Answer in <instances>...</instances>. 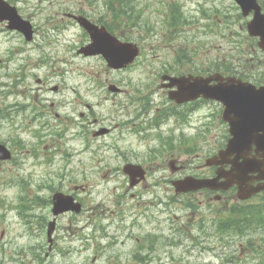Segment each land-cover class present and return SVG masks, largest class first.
Instances as JSON below:
<instances>
[{
    "label": "rangeland",
    "instance_id": "obj_1",
    "mask_svg": "<svg viewBox=\"0 0 264 264\" xmlns=\"http://www.w3.org/2000/svg\"><path fill=\"white\" fill-rule=\"evenodd\" d=\"M8 1L33 22L36 34L32 41H27L22 34L6 30L0 24V140L9 142L21 138L24 148L16 151L13 161L0 163V264H135V250L147 253L145 248L139 247L145 243V236L155 237L158 251L157 256L147 253L149 264H158L162 257L165 264H227L225 257L234 260L229 264H255L249 243L264 249V232L252 235V241L249 236L219 235L215 223L211 224L219 203L200 205L194 215L181 207L179 199L172 204L170 195L155 186L154 181L149 182L148 187L128 190L129 182L118 169L125 157L147 159L152 142L146 143L128 133L121 150H99L94 155L80 139L55 137L52 131H48L47 136L40 133L44 120L51 123L48 130L68 126L66 117L78 120L83 106L75 103L77 98L83 100L82 103L87 100L92 104L100 100V95L93 94L95 82L100 84L109 77L128 78L133 83L143 80L147 84L154 77L152 71L143 66L129 71L109 70L102 56L86 57L77 53L78 44L86 38L68 18L62 20L64 12L83 10L95 19L106 17L110 13L104 0ZM179 1L185 5L192 21L187 33L192 49L204 51L205 57L201 58L206 63L222 57L232 60L236 44L231 40L236 37L237 24L224 23L220 31L218 22L203 15L202 6L215 18L227 14L234 21L237 13L234 3L230 0ZM138 3L144 17L156 28L155 33L150 32V37L142 42L145 54L139 60H144L141 62L144 66L153 63L158 68L164 62H171L175 55L167 46L168 34L162 28L161 0H138ZM144 33H149L147 28ZM172 46L177 49V45ZM159 48L164 49L155 53ZM39 78L48 85L41 87ZM87 79L90 83L85 81ZM55 84L62 85L60 93L52 91ZM86 84L91 92L85 91ZM106 94L110 98L96 108L98 115L111 116L105 121L107 125L120 123L119 126L124 127V122L131 117L115 106L112 93L107 91ZM116 99L123 100L125 96L119 95ZM53 101L56 106L50 113ZM211 107L214 109L218 104L206 108ZM115 108L120 117L115 114ZM190 120L189 126L179 127L173 120L169 126L174 129L175 137L181 132L188 137H198L190 153L192 158L186 160L193 168L198 152L202 158L212 153L213 147L223 140L226 129L223 126L211 128L207 124L210 119L206 122L201 117H192ZM54 124L58 127L54 128ZM69 130L61 132L65 135ZM201 130L205 143L200 142ZM48 174L49 179L53 176L58 182L66 175L65 181L71 178L88 187V194L80 191L86 202L84 213L61 217L56 249L50 257L47 254L53 249H48L46 234L40 227L41 215L49 211L44 213L40 204L34 203L39 205L37 208L30 206L28 198V194L33 198L40 191L39 185ZM39 196L42 201L43 191ZM31 214L36 216L32 217V224H28ZM168 238H174L173 245L165 242ZM195 238H204L203 243H195ZM71 239L76 240L74 254L66 251L71 247Z\"/></svg>",
    "mask_w": 264,
    "mask_h": 264
},
{
    "label": "flooded vegetation",
    "instance_id": "obj_2",
    "mask_svg": "<svg viewBox=\"0 0 264 264\" xmlns=\"http://www.w3.org/2000/svg\"><path fill=\"white\" fill-rule=\"evenodd\" d=\"M259 1L261 10L264 13V0ZM74 12L78 15L82 14L81 12H78V10ZM251 16H253V13H251ZM67 18L69 19L68 21L79 25L78 21L68 13L64 15L62 20ZM89 18L93 22L105 26L110 33L118 37L120 40L127 42L129 37H135L136 43L141 46L143 45L142 42L147 33H144V29L140 25L128 24L126 15H121L118 18L108 17L105 22H99L91 17ZM248 20L249 18H247L245 24L243 23L240 25L241 30H243L245 34L243 35L244 38L237 42L233 63L224 64L226 60L224 59V62L217 64L212 72H208L207 69H196L191 71V62H181V57H176V61L175 58H173L171 62H164V64L158 68L155 67L153 63H150L149 65L146 64L145 66L141 62L132 63L131 65L116 71H129L132 68L143 66V68L148 69V71H152V74L154 75L152 80L149 83L144 84L143 80L133 83V80L128 78L114 79L108 77L100 84L95 82L96 90L93 94L96 95L97 93V95H100V100H97L96 103L92 104L87 100L82 103L83 100H79L77 98L75 103L82 105L83 108L87 109L86 111H79L78 120L66 117V119L69 120V125L61 127L60 130H48L51 123L44 120L42 121L40 133H46L45 135L47 136V132L52 131V134L55 137L64 136L68 140L80 139L83 141V145L86 146L87 151L93 153L94 155L99 150H121V143L124 140H127L128 133L136 135L141 141H145L146 143L152 142L153 144L149 147L147 159H140L139 157H125L121 168L118 169L123 172L124 177L127 182H129L128 190L134 191L135 189L143 186L148 187V183L154 181L156 183L155 186L161 187L165 194L170 195V202L172 204L176 203L177 199H179L181 207L189 209L191 211L190 214L194 215L198 213L197 210L200 205H205L207 202L219 203L215 210L216 217L211 219V224L216 223L223 215V201L225 196L222 191L219 192L210 189H202L187 193H179L177 192L174 184L177 180L186 176H193L196 178L215 177L217 167L208 166L207 156L202 158L198 152L197 161L194 163V167L190 168V166L187 165L186 160L192 158V154H190L189 151L194 150V145H196L198 137H188L184 135L183 132L175 137L174 129L171 128L169 124H171L173 120L174 123L179 125V127H181L182 124L189 126L191 124L190 119L192 117H201L206 122L207 119H210V122H207V124L211 128L223 126L226 131H228V125L224 123L221 118L223 107L218 104V107L214 109H212V107L206 108L208 105L216 103H209L203 98L182 104L177 103L170 97V93L175 92L177 87L170 85L172 81L169 77H180L182 75L190 74L208 76L209 74L219 72L224 76H234L242 81L250 82L257 87H264V51L259 47L260 38L253 37L248 34L246 26ZM80 29L84 34L89 36V33L85 28L80 27ZM171 49L176 51V48L173 46H171ZM187 57L188 56L184 57V60ZM221 59H223V57ZM183 64L184 67L181 69ZM106 67L108 66L106 65ZM108 69L111 70L110 67H108ZM85 81L90 83L91 80L87 79ZM40 82L42 83L41 87L47 86V82L42 80ZM88 84H86L85 91L91 92ZM55 86H58V92L63 90L62 85L57 84ZM110 89H114V92H111ZM107 91L113 94L112 99L114 100L115 106L123 109L124 114H128L131 117V119L124 122V127H120V123L107 125L105 121L111 119V116H99V113L96 111V108L100 106L103 101L109 100L110 97L106 94ZM75 92H77L76 89ZM119 95H124L125 99H116ZM59 105H62V102L59 103ZM55 106V102L51 104L50 113L54 111ZM75 108L76 106L73 107V109ZM201 111L207 112L201 113ZM47 113L48 112H45L44 114ZM115 114L119 117L121 116L117 108H115ZM57 116L59 117L58 113ZM245 123H248V121ZM56 125L57 124H54L53 127H58ZM68 129L70 130L65 135L61 132L67 131ZM204 136L205 135H203V131L201 130L199 132L200 142L203 141L205 143L204 139L206 138H204ZM251 140L253 141L243 145V153H241V151H236L231 156V159L235 160L236 163H240L245 159H259L264 164V143L260 142L259 139H253V135H251ZM57 141H60V139ZM4 143H6L7 147L12 152L13 160L15 158L16 151L18 149H24L22 148L23 140L21 138L13 141L9 140V142L5 141ZM56 143L57 142L54 144ZM224 147L225 145L221 148ZM176 151H178V153ZM184 153L187 155L186 158L182 159L181 157H184ZM128 164L131 166L128 167L129 172L126 174L124 169ZM226 167L229 168V166ZM167 169H169L170 172L167 171ZM250 175L256 176L257 174ZM48 176L50 175H46L39 191V193L43 191L44 194V199L41 201L43 212L46 213L49 211V214L43 215L42 223L44 231L47 234L50 223L52 221H56L54 231L56 239L58 231L61 229V217L69 214V212L58 217L53 216L55 195L57 193L71 195L76 199V201L80 202L83 207H86L85 199L82 196L83 193L80 191L88 194V187L86 185H79L71 178L65 181L66 175L61 176L60 182L54 180L53 176H51V179H49ZM132 181L138 183L131 187L130 183ZM254 182L257 184L258 181L254 180ZM228 192H232L233 194L236 193L237 195V187H234ZM262 196L263 193L256 194L249 200H246V202L256 203V201L260 200ZM198 219L201 220V216H199ZM173 239L174 238L165 239V242L173 245ZM203 239L204 238H195L193 240L197 244H202ZM155 242L156 240L154 239L152 241L154 250L153 255L157 256L158 251ZM165 262L166 260L162 257L158 264H165Z\"/></svg>",
    "mask_w": 264,
    "mask_h": 264
},
{
    "label": "water",
    "instance_id": "obj_3",
    "mask_svg": "<svg viewBox=\"0 0 264 264\" xmlns=\"http://www.w3.org/2000/svg\"><path fill=\"white\" fill-rule=\"evenodd\" d=\"M243 7L245 14H248L253 8H256V15L253 23L250 25L251 33L260 35L262 37V43L264 47V16L260 13V9L256 0H237ZM0 5V20L10 19L13 27H17L23 31L27 39H31L33 34L32 25L29 21H24L20 15H18L16 8L9 6L5 1H1ZM85 20V19H84ZM86 21V20H85ZM86 27L91 31L94 43L88 47H85L83 51L86 54H98L102 53L111 66L119 67L129 62H132L138 51L132 49L131 44L120 45L115 37L110 36L108 33L103 35L96 31L93 27L84 23ZM92 25V24H91ZM94 26V25H93ZM212 79L215 78H196L194 81L188 79L178 80L180 87V101L188 99H194L203 95L207 98H213L221 100L225 105L224 118L231 124V138L228 152L231 154L234 144L247 143V126L243 124L244 118L250 121V128L255 131L259 128L264 129V89L257 90L255 87L242 83L235 78H229L227 82H220L217 85H210ZM261 119V120H260ZM258 120V121H257ZM0 156L9 157L8 151L4 147H0ZM259 178H263L260 177ZM236 182L235 175L228 176V181L223 184H218L216 180H187L180 183L183 190H189L199 187L210 188H228ZM245 185V181H243ZM241 198L249 197L253 192L264 190V183L259 184L256 187L250 186L246 188L242 185L240 187ZM65 209L79 210V204H75L72 198L58 196L55 202V212L58 213Z\"/></svg>",
    "mask_w": 264,
    "mask_h": 264
},
{
    "label": "trees",
    "instance_id": "obj_4",
    "mask_svg": "<svg viewBox=\"0 0 264 264\" xmlns=\"http://www.w3.org/2000/svg\"><path fill=\"white\" fill-rule=\"evenodd\" d=\"M129 1L130 0H106V5L112 10L114 15L120 16V14H122L121 7H126L127 13H130V7L128 4ZM173 16L178 15L175 12L172 16L170 15V22ZM175 20L177 19L175 18ZM33 201V199H30V206H32ZM221 227L222 232L227 235H243L259 232V229H264V207H249V209H243L239 208V206L234 205L225 211ZM249 240L252 241L251 238ZM249 246L253 251V259L258 262H256L255 264H264V249H260L259 245H254L252 243H249ZM225 259L227 260V264L234 261L231 257H225Z\"/></svg>",
    "mask_w": 264,
    "mask_h": 264
},
{
    "label": "bare ground",
    "instance_id": "obj_5",
    "mask_svg": "<svg viewBox=\"0 0 264 264\" xmlns=\"http://www.w3.org/2000/svg\"><path fill=\"white\" fill-rule=\"evenodd\" d=\"M18 106V105H17Z\"/></svg>",
    "mask_w": 264,
    "mask_h": 264
}]
</instances>
